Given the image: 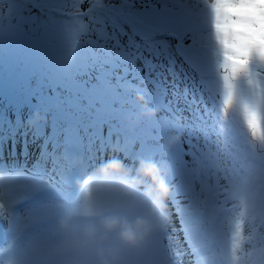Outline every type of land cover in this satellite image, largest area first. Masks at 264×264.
I'll list each match as a JSON object with an SVG mask.
<instances>
[{
  "label": "snow or ice",
  "instance_id": "6c2138e0",
  "mask_svg": "<svg viewBox=\"0 0 264 264\" xmlns=\"http://www.w3.org/2000/svg\"><path fill=\"white\" fill-rule=\"evenodd\" d=\"M195 2L208 14L211 69L200 22L189 10ZM5 38L21 40L26 52L15 61L18 78L0 107V179L8 169L14 180L25 177L35 187L10 205L0 196V225L7 219L11 236L7 246L0 244V264H94L79 246L94 209L135 215L142 207L114 195L94 201L87 182L81 202L73 187L83 170L73 160L90 169L110 151L132 163L156 154L155 130L126 123L133 92L182 114L187 132L168 158L172 191L163 230L137 251L122 253L119 264H186V258L187 264H264V85L258 84L264 78V0H0V50ZM210 76L222 82V106L216 104L220 93L207 87ZM245 82L250 99L243 98ZM166 85L174 89L173 101ZM234 121L236 134L229 127ZM30 142H39L31 168ZM37 196L43 199L30 209L31 222L18 232L16 213ZM65 209L71 210V234L41 229ZM244 211L259 216L249 227L235 219L230 258L218 259L216 223ZM242 231L251 235L238 256ZM69 236L75 245H64Z\"/></svg>",
  "mask_w": 264,
  "mask_h": 264
},
{
  "label": "rangeland",
  "instance_id": "374dc122",
  "mask_svg": "<svg viewBox=\"0 0 264 264\" xmlns=\"http://www.w3.org/2000/svg\"><path fill=\"white\" fill-rule=\"evenodd\" d=\"M7 5L3 9V15L5 17V24L7 25L8 20V12H7ZM190 12L196 16L200 22L201 30H202V41L205 43V45L208 48V54H209V61H208V68L211 69L213 67L212 63V53L214 51L213 48V42L211 40V34L210 29L208 27V14L207 10L201 6L198 2H195L193 5L189 8ZM69 43H71L69 41ZM26 52V49L24 47V43L21 40H16L13 42H9L7 38H5L3 49L0 50V82H2L5 87L0 88V107H3L10 98L9 95H6V93H10L11 85L14 81L17 80L15 69V61L17 58L21 57ZM37 84V78L33 77L31 79V85L35 87ZM258 84L264 85V78H261V80L258 82ZM167 87H169L167 85ZM207 87L211 90L213 94L220 93V99L216 101L218 106H222V98H223V89H222V82L218 79H210L207 82ZM183 89V85H181V92ZM45 94L47 96H53V92L49 89H45ZM241 91L243 93L244 99H250L251 93L246 87V82L241 85ZM174 92V89L171 88V90L167 93V100L172 101L173 95L170 93ZM132 98L135 102L133 108L132 105H127V110L129 112V115L135 122V129L136 128H152L155 130L157 136H158V143L161 144V146L156 147V154H144V161L145 163H152L156 166L158 173L160 177L163 179L164 183L166 184L168 188V193L166 197H164L160 201V206L153 207L152 199L153 196L147 195L146 191H136L137 193H142L144 199L148 200L152 206H151V212H149L148 218L146 220H142L147 225V229L140 230L138 233V240L137 243L133 246L132 252L137 251L143 243L154 233L160 232L164 228L165 223V214L167 212V201L169 200L171 196V186L169 183V176H170V167H169V155L171 153H174L178 150V147L183 143L186 137V128H185V121L183 119V115L181 114V119L178 117V124L174 123L172 121L167 120L164 116L160 115L155 110V103L148 100V98L144 95L137 94L135 92L132 93ZM19 101L21 103H24L25 97L23 95H20L18 97ZM31 103H37V99L34 97L31 100ZM132 108V109H131ZM26 115V114H25ZM130 122V121H126ZM180 122V123H179ZM129 126V125H128ZM230 127L234 134L239 132V124L235 121L230 124ZM130 128V127H129ZM133 128V127H132ZM106 131V130H105ZM30 139V138H29ZM39 142L37 144L29 143L28 146H32L33 149L38 147ZM19 146V144L17 145ZM187 147V145H185ZM20 151V150H19ZM19 151L17 152L19 154ZM112 151H110L111 153ZM114 153H116L114 151ZM33 154V153H32ZM28 159V164L31 163L32 159H34L33 155ZM148 155V156H147ZM147 156V157H146ZM7 157V156H6ZM110 157L107 154L102 155L100 157L101 160L95 161V165H101L103 164L107 158ZM114 157V156H113ZM146 157V158H145ZM21 160H23V157H18ZM142 157H140L141 159ZM116 161L122 162L123 158L120 157V155L116 156ZM23 163V162H22ZM30 164L28 167L31 168ZM82 164L79 162V160H73L72 166L77 168L81 166ZM131 166H124L125 169L123 170L126 172L128 168ZM91 169V168H90ZM94 169V167L92 168ZM135 171V170H134ZM122 173V171H121ZM79 182L74 187L75 189H79V185L81 183L85 184L87 182L89 188V191L92 193V197L94 201H107L112 198V195H114L117 198H124L129 202L130 200V194H132L133 189H126L121 187L120 181H131L134 177V179L139 180L138 178H141L139 174L138 176H130L126 174H109L107 177H102L99 172H91V171H84L81 173ZM148 183V184H147ZM149 181H146V186H143V184L140 183L138 186H133L132 188H140V189H148L149 187ZM0 185L3 186V191L0 192V196L3 197V203L6 205H10L14 203L15 199L21 198L26 191L31 190L35 185L31 182L30 179H27L25 177H20L19 179L14 180L13 179V173L10 172L8 169H5L2 173V179H0ZM11 186V187H9ZM108 191H111L112 193H109ZM81 202H83L84 194H81ZM43 199L42 196H37L35 200H31L28 204L21 205V210L25 206L30 205L33 207L34 205H37L41 200ZM130 203V202H129ZM38 209L37 211H39ZM83 211V209H81ZM96 211L95 217H97V221L93 223V226L91 230L87 233L86 237H83L79 240V246L84 252H90L94 264H101V256L99 254H102L103 260L106 262V264H114L111 263V259L114 257H121V254L126 251L127 249L124 248L125 244H121L118 239L119 234V227H117L115 230L111 232H105L104 229L101 226L102 221L106 220H116L119 223H129L126 221H123V217H121L120 213H111V214H102L99 209H94ZM62 214L59 215L56 221H49L47 224L42 225L43 228H49L56 226L59 229V226L61 225V222H64L65 225H72V219H71V210L65 209ZM240 216V213H233L231 215L226 216L229 219L237 218ZM103 217H106V219H103ZM126 218V215L124 216ZM6 222V220H5ZM5 222L3 225H0L1 227L5 225ZM22 224L27 225L29 222L27 220L21 221ZM173 222L175 224L176 228H179V223L175 220V217H173ZM27 223V224H26ZM129 226L134 225L132 223L128 224ZM73 226V225H72ZM218 227L215 226V232L217 233ZM233 229V228H230ZM67 232V230H66ZM218 234V233H217ZM179 235V233H177ZM220 235V234H219ZM218 235V238H219ZM181 241L183 237H180ZM66 239L64 245L65 246H73L77 243L76 240H74V244L69 242ZM219 242H224V238H219ZM226 246V245H225ZM219 256L218 259H227L230 257H227L223 253H226V250L218 251ZM110 259V261H108ZM117 264V263H115ZM186 264H187V258H186Z\"/></svg>",
  "mask_w": 264,
  "mask_h": 264
},
{
  "label": "clouds",
  "instance_id": "9594fccd",
  "mask_svg": "<svg viewBox=\"0 0 264 264\" xmlns=\"http://www.w3.org/2000/svg\"><path fill=\"white\" fill-rule=\"evenodd\" d=\"M97 171L102 177H107L112 173H120L122 171V165L116 160H110L106 164L99 167ZM138 174L141 177L147 178L149 180L150 183L146 194L153 196V207L158 208L160 206V201L164 197H166L168 188L163 179L160 177L156 166L152 163L141 162L138 166ZM120 183L121 187L126 189H131L133 186L140 185V181L134 178L131 181L121 180ZM88 187L90 188L91 186L89 185ZM79 190L84 194L85 184L81 183L79 185ZM101 226L105 232H111L119 227L118 239L120 243L129 246H133L137 243L138 233L140 232V230L147 229V225L145 224V222L139 219L136 220L135 224L132 226H129L127 223L118 224L116 220L102 221ZM61 227H66L64 222H61ZM99 255L101 256V264H106V262L103 260L102 254Z\"/></svg>",
  "mask_w": 264,
  "mask_h": 264
},
{
  "label": "bare ground",
  "instance_id": "6f19581e",
  "mask_svg": "<svg viewBox=\"0 0 264 264\" xmlns=\"http://www.w3.org/2000/svg\"><path fill=\"white\" fill-rule=\"evenodd\" d=\"M20 150V145L19 146H17V152ZM28 152L30 153V154H32L33 155V157H34V159L36 158V156H37V154H38V147H36L35 149H33V147L32 146H28ZM5 153H7V148L5 149ZM18 154V153H17ZM108 156H110V157H108L107 158V160L103 163V164H101V165H95L94 166V169H87V168H84L83 167V165H81V166H79V167H77V168H81V169H83L82 171H81V173H83L84 171H91V172H98L97 171V169L99 168V167H101L102 165H104V164H106L108 161H110V160H115L116 159V156H118V153H114V151H112L111 153L109 152L108 154H107ZM7 156V155H6ZM30 156V155H29ZM114 156V157H113ZM148 156V155H147ZM146 156V157H147ZM19 157V156H18ZM32 156H30V158H31ZM145 157V158H146ZM6 159H7V157H6ZM34 159H32V161L34 160ZM19 160L21 161V159L19 158ZM32 161H31V163L30 164H32ZM80 162V161H79ZM141 162H144L145 163V161H144V159L143 158H141L140 160H138L137 162H134V163H132L131 162V166L128 168V170L126 171V172H124L123 170L125 169V167L124 166H122V173L120 172L119 174H130L129 175V177L130 176H138L137 174H138V166H139V164L141 163ZM81 163V162H80ZM135 170V171H134ZM80 173V175H82ZM113 174H116V173H113ZM139 177V176H138ZM132 178H134V177H132ZM139 179V181H140V183L141 184H143V186H146V181L148 180L147 178H144V177H141V178H138ZM149 181V180H148ZM148 184V183H147ZM9 187H11V186H9ZM131 189H133V192H132V194H130V200H129V202H130V204L131 205H133V206H138V201H142L143 202V204H142V207H139V210L136 212V214L135 215H126V218H124V216L125 215H121V217H123V221H126V222H129L128 224H131L132 225V223L133 224H135V222H136V220H146L147 218H148V215H149V212H151L150 210H151V206H152V204L148 201V200H146V199H144V197H143V195H142V193H137L136 191H141V192H144V191H146L147 189H140V188H131ZM82 196V195H81ZM81 196H80V198H81ZM32 208V206L30 205V207L29 206H25L22 210H20V217H19V221L21 220V221H23V220H27L29 223L31 222V219H32V215L30 214V209ZM38 210V209H37ZM37 213L38 214H41V215H43V214H47L46 213V210H44V209H40L39 211H37ZM62 214V213H61ZM27 224V223H26ZM25 225V224H24ZM28 225V224H27ZM41 227V229H42V225L40 226ZM44 229V228H43ZM59 230L62 232V233H66V234H71V232H72V230H73V226L72 225H66V227H64V228H62L61 227V225L59 226ZM66 230H67V232H66ZM68 239H70V240H68L69 242H71V243H73L74 244V240L75 239H72L70 236H69V238ZM66 241H64L63 243H65ZM124 248L125 249H127L126 251H124V252H129V253H131L132 251H133V248L131 247V246H129V245H125L124 246ZM123 252V253H124ZM116 260H114L113 258L111 259V261H110V259H108V261H110L111 263H117V264H119V259H120V257H114Z\"/></svg>",
  "mask_w": 264,
  "mask_h": 264
},
{
  "label": "trees",
  "instance_id": "16d2710c",
  "mask_svg": "<svg viewBox=\"0 0 264 264\" xmlns=\"http://www.w3.org/2000/svg\"><path fill=\"white\" fill-rule=\"evenodd\" d=\"M167 86V85H166ZM169 87H168V92L171 90V86L170 85H168ZM172 94V92L170 93V95ZM173 95V94H172ZM206 96H207V93H206ZM174 99H176V98H174L173 97V100ZM197 99H199V98H197ZM172 100V101H173ZM32 104H34V103H32ZM36 104V103H35ZM217 104V103H216ZM184 106V102H183V100L182 99H180V102H179V107H183ZM217 106H218V104H217ZM219 107V106H218ZM126 108H128L127 107V105H126ZM155 110L160 114V115H162V116H164L167 120H169V121H172V122H174V123H177L178 122V117L180 118L181 117V114L180 113H176V114H172V113H168V112H166L165 110H163V109H161V108H159L157 105H155ZM27 112H28V108L27 107H24V114H27ZM55 114V109H53V115ZM51 118V117H50ZM181 119V118H180ZM126 121H130V122H127V125H129V127L130 128H132L133 127V129H135V122H134V120L131 118V116L128 114V116H127V118H126ZM180 123V122H179ZM178 124V123H177ZM229 127H230V125H229ZM230 129H231V127H230ZM106 130V132H107V129H105ZM232 133H233V131H232ZM234 134V133H233ZM156 144V146L158 145V147L159 146H161V144H159L158 142L157 143H155ZM118 155H120V157L121 158H123V156H122V154H119L118 153ZM140 157H144V155H142V156H140ZM140 157L139 158H137L136 160H135V162H137L138 160H140ZM121 163V165L122 166H129L130 164H131V162H129V161H127V160H125L124 158H123V161L122 162H120ZM259 216V213L257 212V213H252V212H250V211H244L243 212V215H241L240 214V216L239 217H237V218H233V219H229V218H227V217H221V219L216 223V225L215 226H217L218 227V229H217V233H216V245H217V250L218 251H222V250H226V253H223L224 255H226L227 257H230V252H229V250H230V235H231V233L232 232H234V224H235V219H243V220H246V221H248V224L247 225H245V227H249L250 225H251V222H252V220H253V218H255V217H258ZM257 222H259V221H257ZM230 228H233V229H230ZM216 231V230H215ZM220 234V235H219ZM218 235H219V238L221 239V238H224V242H219V238H218ZM251 235V233L250 232H248V231H242V237H241V250L240 251H238V253H237V255L238 256H240V255H242L243 254V247H244V245L247 243V241H248V239H249V236ZM226 245V246H225Z\"/></svg>",
  "mask_w": 264,
  "mask_h": 264
}]
</instances>
